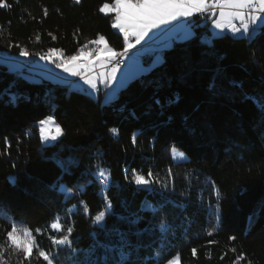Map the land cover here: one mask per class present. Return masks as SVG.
<instances>
[{
  "label": "trees",
  "instance_id": "trees-1",
  "mask_svg": "<svg viewBox=\"0 0 264 264\" xmlns=\"http://www.w3.org/2000/svg\"><path fill=\"white\" fill-rule=\"evenodd\" d=\"M112 2L6 0L10 7L0 8V53L19 54L23 47L33 58L53 48L67 57L91 49L95 44L89 42L98 35L122 51L124 37L112 27L114 13L99 11ZM189 22L193 35L163 50L160 63L130 79L110 105L102 101L101 91L93 97L51 82L30 67L14 72L0 62V244L11 223L7 213L33 231L39 247L56 256L55 264H94L97 259L103 264L105 255L114 264L119 242L112 230L117 224L129 233V264H159L160 251L163 258L179 254V264H264V107L256 103L264 106V30L252 40L227 32L218 37L210 35L209 22L201 16ZM12 95L18 97L15 104L9 102ZM49 115L62 135L44 145L35 125ZM134 132L139 133L135 144ZM172 147L186 159L174 161ZM57 159L76 161L74 175L64 176ZM97 164L110 173V187L92 183L67 201L53 189L61 177L69 187L72 181L86 184L92 177L81 174ZM169 168L174 181L167 178ZM132 169L145 175L151 170L168 184L166 231L159 227V213L147 207L149 202L159 207L162 197L125 181ZM105 197L114 215L94 223ZM80 200L90 212L80 206L68 218L66 209ZM57 215L64 218L65 231L69 224L74 228L71 253L49 239L63 234L47 228ZM134 215L140 220L133 226L118 220ZM94 238L116 246L115 251L97 249L90 255ZM21 260L11 247L0 250V264ZM31 264H44L35 250Z\"/></svg>",
  "mask_w": 264,
  "mask_h": 264
},
{
  "label": "snow or ice",
  "instance_id": "snow-or-ice-1",
  "mask_svg": "<svg viewBox=\"0 0 264 264\" xmlns=\"http://www.w3.org/2000/svg\"><path fill=\"white\" fill-rule=\"evenodd\" d=\"M77 2H79V0H77ZM8 7H10V5L6 3V0H0V8ZM99 11L101 13L111 12L115 14L112 27L119 29V31L123 33L124 41L122 51H114L113 48L108 46L105 37L103 35H98V39L89 42L98 46L102 45V47H98L95 52H86L81 49L78 51V54L62 57L61 52L63 50L49 48L44 54L36 52L34 55L38 56L40 60L54 65L56 69L62 70L63 73L72 77H80L83 84L88 86V89L85 91H87L89 95L98 92L99 89L96 78L87 76L85 74L86 71L94 66V62L99 63L101 66L105 63L109 64L110 71L106 74H102L104 79L101 81V83L107 86L104 99L106 105H110L118 96V85L114 84L113 81H117L119 87L125 86V82L117 77V69L122 62H125L123 61L124 57H129L131 59L136 55V53L131 52L132 49H135L137 45H141V42L146 41V38L149 42L153 41L161 33L166 37L172 38L174 42L177 39L179 41H185L193 35L182 18H191L194 15L201 16L206 23L210 22L212 28L218 30L213 33L214 36L218 37L222 36L227 30L233 37L242 36L252 40L261 30H264V0H113L111 5L109 3L102 4ZM46 14L45 12V15ZM180 33H182V35H180ZM207 43H211V41H207ZM11 46L10 44L9 47ZM16 46L19 47V45ZM169 46V44L164 45V47ZM19 55L28 57L30 53L23 47H20ZM2 60L6 61L10 60V58L3 57ZM158 63H160V58L154 61L153 67ZM150 70L151 68L142 69V72ZM65 83L71 84L73 81H65ZM89 89L90 91H88ZM5 92H7V89ZM17 99V96L12 95L9 102L15 104ZM154 102L157 105L160 104L159 99H155ZM256 103L257 107H264L261 106L258 101ZM53 124L55 125V135H50L51 129L49 125ZM35 126L38 127L41 141L56 140L58 136L62 135L60 125L55 124L52 115L39 119ZM117 131L116 128L109 129L111 133H117ZM138 135L139 133L137 132L132 134L131 139L133 144L136 143ZM5 145H8L7 138H5ZM171 156L173 160L180 159L183 161L186 159L185 153L177 151L175 147L171 149ZM56 163L62 170L64 176L74 175L72 169L76 166V161L71 159H57ZM167 172L168 180L174 181L171 168H169ZM81 175H91L92 179L86 184H77L75 181H72V186L69 187L61 182V177L57 179L52 187L54 190H58L63 194L65 201H67L68 199H75L77 196L83 195L86 188L92 183H98L105 188L112 185L110 173H108L106 169L100 167L99 164H97L94 171L90 173L84 172ZM124 180L135 183L142 191H148L162 197L159 202V207H153L150 202L147 204V207L150 208L154 214L159 213V227L161 231H166L167 221L163 214V209L167 206L169 201L163 197L164 190H167L169 187L168 184L161 183L151 170H148L145 175L141 174L137 169H132L131 177L126 173L124 175ZM12 183H15L14 179ZM154 185H160V190L158 191ZM171 191H174V187ZM213 192L215 193V189H213ZM80 206H83L85 213L90 212V209L86 205V201L80 200L77 204L66 209L68 218H70ZM2 207L3 202L0 201V209H2ZM3 215L7 216L11 223L10 227L4 229V242L0 244V250L8 246L11 247L15 253L22 255V260L19 264H24V261H28L29 264H31L34 250L37 258L42 259L44 264H55L56 256L39 247L36 235H34L32 230L27 227H22L7 213H3ZM107 215H114V212L111 201L105 197L104 210L99 211V213L94 216V223L105 221ZM62 219L64 218L57 215L53 218V221L47 225V228L51 231L63 233L58 237L52 235L49 239L55 248L63 247L71 253L74 250V242L72 239L74 228L69 224L65 231L64 225L60 222ZM118 220L127 223L129 226H133L138 224L140 217L136 215L120 216ZM252 220L253 218L249 217V223H252ZM112 231L115 236L118 237L119 242L118 258L114 261V264H129L131 261V254L128 250L132 247L129 233L126 230H121L118 224L113 226ZM35 233L41 234L42 230L37 228L35 229ZM134 234L139 235V233ZM229 239L235 238L229 237ZM209 243H213V241H209ZM115 247L116 246L100 241L98 238H94V242L90 247V255H94L97 249H102L106 253L113 252L115 251ZM191 251L192 255L195 256L196 249L193 248ZM233 251H235V249H233ZM156 255L161 257L159 264H179V254L175 256L169 254V258H163V251H160L157 252ZM242 255L243 254H241V257ZM239 258L240 257H238V259ZM82 264H93V262L87 261L82 262ZM94 264H101V261L97 259ZM103 264H110L107 255H105Z\"/></svg>",
  "mask_w": 264,
  "mask_h": 264
},
{
  "label": "rangeland",
  "instance_id": "rangeland-1",
  "mask_svg": "<svg viewBox=\"0 0 264 264\" xmlns=\"http://www.w3.org/2000/svg\"><path fill=\"white\" fill-rule=\"evenodd\" d=\"M109 4L111 5V3H109ZM108 13H111V12H108ZM108 13H103V14H108ZM211 31L214 33V32H216L218 30H216V29L211 27ZM226 32L231 34L227 30L225 31V33ZM237 37H239V36H237ZM144 44H147V42L144 43ZM141 45H143V44H141ZM95 46H97V48L98 47H102V45H99V46L98 45H94L91 49H83V51H86V52L87 51H92V52H94V47ZM133 53H135V52L133 51ZM75 54H78V52L75 53ZM138 56H142V55H138ZM156 56H158V52H157ZM3 57H9L10 60L3 61L2 60ZM135 58H136V55L133 56L131 59L129 57H124L123 58V60L125 61V64H126V68L124 69V72L125 71L126 72L123 73V74H126L128 71L131 72L132 70L140 69V68H136L135 65H133L134 60H136ZM20 60H21V62H20ZM140 60H141L140 62L143 64L142 57H140ZM29 61H31V66H30L31 70H29L27 68L28 71H33V72L39 74L41 77H43V78H45V79H47V80H49L51 82L65 84V85H68L71 89L84 91V92H86L88 94V92L85 91L86 89H88V86L83 84V82L80 79V77H72V76H70V75H68L66 73H63L62 70L56 69L54 65L40 60L38 56H35V57L32 58V57H29V56L28 57H23V56H20L19 54L11 55V54H8V53H5V52L0 53V62H2L4 65H6L8 70H10V71L22 72L23 71L22 69L24 67L22 65V62H29ZM153 63H154V61H153ZM96 66L99 69L93 71V69L96 68ZM89 71L90 72L93 71V72L89 73ZM108 71H110V65L109 64L105 63L103 66H101L99 63L94 62V66L92 68H90L89 70H87L86 73H85L89 77H95L96 78L98 89L100 88L99 91L101 90V97H102V101L103 102H104V99H105V91H106V87L107 86L105 84L101 83V81L104 79V76L102 74H106ZM119 71L120 70L117 69V76L120 73ZM136 73L131 75V76H128V78L125 80V85L127 84V82L130 79L133 78V76L134 77L137 76L138 73L137 74ZM123 74H121V77H122ZM65 81H73V83L66 84ZM113 83L117 84L118 82L117 81H113ZM120 88L121 87L118 86V90ZM88 91H90V89ZM91 96L97 97L98 96V92L93 93ZM54 122H55V120H54ZM55 124H57V123L55 122ZM49 128L51 129V132L49 134L50 135H55V125L54 124L53 125H49ZM53 141H55V140H47V141H41V142H42V144L47 145V144L52 143ZM178 160H180V159H176L174 161H178Z\"/></svg>",
  "mask_w": 264,
  "mask_h": 264
},
{
  "label": "crops",
  "instance_id": "crops-1",
  "mask_svg": "<svg viewBox=\"0 0 264 264\" xmlns=\"http://www.w3.org/2000/svg\"><path fill=\"white\" fill-rule=\"evenodd\" d=\"M112 4V3H111ZM218 12V10H217ZM195 16V15H194ZM193 16V17H194ZM182 18V20H184V22L187 24V27L189 28V30L193 33V30L191 28V25H190V20L193 18ZM114 22V20H113ZM113 24V23H112ZM209 26V30H210V35L211 36H214L213 35V32L211 31V24L209 23L208 24ZM171 27V26H169ZM116 31H118L122 36L123 34L119 31V29H116L114 28ZM182 33H180L181 35ZM176 41H179L178 39ZM147 44H144L146 43ZM173 39L170 38V37H166L163 33H161L160 35H158L153 41H147V38H146V41H142L141 44L143 45H137L135 49H132L131 52H135L136 53V60H134V63L133 65H135L136 68H140V69H136V70H132L131 72H127L126 74H123L125 73L124 72V69L126 68V64L124 62V65L122 67H119L118 69L120 70L119 72V75L117 77H121V74L122 77L120 78V80L124 81L128 78V76H131L133 74L136 73L137 76L142 74V69H149L153 66V61H156L157 58H160V61L162 59V53H163V50L169 48L172 44H173ZM165 44H169L170 46L169 47H164ZM157 52H158V56L157 55ZM138 55H142V56H138ZM140 57H142V61H143V64L140 62ZM124 61V60H123ZM21 62V60H20ZM99 68L96 66V68L93 69L94 70H98ZM91 71V72H93ZM89 71V73H91ZM140 72V73H139ZM91 75V74H90ZM136 76V75H135ZM134 77V76H133ZM117 85L119 86V84L117 83ZM100 89V88H99ZM101 91V90H100Z\"/></svg>",
  "mask_w": 264,
  "mask_h": 264
},
{
  "label": "built area",
  "instance_id": "built-area-1",
  "mask_svg": "<svg viewBox=\"0 0 264 264\" xmlns=\"http://www.w3.org/2000/svg\"><path fill=\"white\" fill-rule=\"evenodd\" d=\"M96 49H97V46L94 47V52L96 51ZM22 65L24 66V68H28V67L31 66V61H29V62H22ZM123 65H124V62H122L119 67H122Z\"/></svg>",
  "mask_w": 264,
  "mask_h": 264
}]
</instances>
